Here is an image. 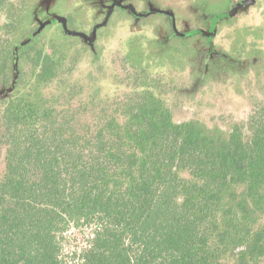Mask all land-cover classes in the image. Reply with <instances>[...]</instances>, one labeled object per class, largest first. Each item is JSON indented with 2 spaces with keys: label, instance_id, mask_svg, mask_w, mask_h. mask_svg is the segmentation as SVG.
Instances as JSON below:
<instances>
[{
  "label": "trees",
  "instance_id": "16d2710c",
  "mask_svg": "<svg viewBox=\"0 0 264 264\" xmlns=\"http://www.w3.org/2000/svg\"><path fill=\"white\" fill-rule=\"evenodd\" d=\"M27 3L0 0V264H264V104L175 119V86L150 77L172 55L135 53L115 86L40 38L15 81Z\"/></svg>",
  "mask_w": 264,
  "mask_h": 264
},
{
  "label": "flooded vegetation",
  "instance_id": "af4514ba",
  "mask_svg": "<svg viewBox=\"0 0 264 264\" xmlns=\"http://www.w3.org/2000/svg\"><path fill=\"white\" fill-rule=\"evenodd\" d=\"M25 6L26 24L16 34L11 60L15 81L21 48L40 38L79 51L82 72L86 65L90 67L86 72L107 70L116 76L115 86H123L120 80L128 77H119L124 65L134 78L136 71L127 63L135 53L172 55L162 63L156 56L150 77L154 86L155 81L158 86H175V95L168 97L174 117L183 94L190 95L209 81L240 86L243 79L253 80L264 89V0H29ZM246 18L252 23H246ZM119 26L134 31L105 55L99 42ZM220 37L225 44L217 42ZM182 75L190 79L188 85L180 82ZM262 104L256 103L249 115ZM248 116L238 122L224 116L211 118L242 123Z\"/></svg>",
  "mask_w": 264,
  "mask_h": 264
},
{
  "label": "rangeland",
  "instance_id": "374dc122",
  "mask_svg": "<svg viewBox=\"0 0 264 264\" xmlns=\"http://www.w3.org/2000/svg\"><path fill=\"white\" fill-rule=\"evenodd\" d=\"M245 21L248 24L252 23V20L247 18ZM132 31L134 30L130 26H119L109 37L102 39L99 45L103 48L104 54L112 53ZM222 38H218L217 42L225 44L226 40ZM88 69L90 67L86 65L85 70ZM85 70L83 72H86ZM180 82L188 85L190 79L182 75ZM180 101V108L175 112V119L195 118L211 125L213 124L210 122L211 117L224 116L233 122H238L243 121L249 115L256 103L264 102V89L260 90L258 86H255L253 80L243 79L240 86H220L209 81L199 86L190 95L183 94ZM80 233L71 243L69 251L74 252L84 248L90 238L91 230H84Z\"/></svg>",
  "mask_w": 264,
  "mask_h": 264
}]
</instances>
